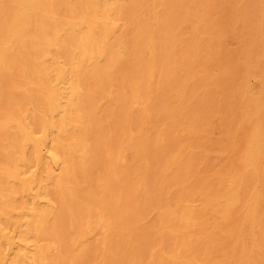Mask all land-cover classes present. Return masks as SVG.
Returning <instances> with one entry per match:
<instances>
[{
	"label": "bare ground",
	"instance_id": "6f19581e",
	"mask_svg": "<svg viewBox=\"0 0 264 264\" xmlns=\"http://www.w3.org/2000/svg\"><path fill=\"white\" fill-rule=\"evenodd\" d=\"M0 264H264V0H0Z\"/></svg>",
	"mask_w": 264,
	"mask_h": 264
},
{
	"label": "rangeland",
	"instance_id": "374dc122",
	"mask_svg": "<svg viewBox=\"0 0 264 264\" xmlns=\"http://www.w3.org/2000/svg\"><path fill=\"white\" fill-rule=\"evenodd\" d=\"M40 25H41V24H40V22L38 21V22L36 23V25L34 26V29H35V28H36V29H39V30H38L39 33L36 32V36H37V35H40V34H41V31H43V30L40 28ZM38 27H39V28H38ZM36 29H35V30H36ZM51 29H53V28L50 27L49 30L51 31ZM54 30H55V29H53L52 31L54 32ZM36 31H37V30H36ZM48 33H49V32L47 31V34H46L47 37L45 36V38L47 39V42H48V43H51V42L55 41V40H53L54 38H52V39L50 38V35H51L52 32H51L50 34H48ZM53 35H55V33H54V34L52 33L51 36H53ZM41 37H42V36H41ZM48 38H50V40H49ZM46 39H45V40H46ZM48 40L51 41V42H49ZM48 43H46V44H48ZM53 43H54V42H53ZM46 44H45V45H46ZM28 45L30 46V44H28ZM230 45H231V44H230ZM30 47H31V46H30ZM30 47H29V48H30ZM30 49H31V48H30ZM70 49H72V48H68V53H69V54L67 55L68 57H69L70 55H72V51H73V49H72V50H70ZM27 50H29V49H27ZM51 52H53V53H51V55H53V56H51V58H53V59L56 58L55 60L50 59V61H51V63H50L51 65H50V67L52 68V71L54 70V73H55V71H56V69H55V68H56V64L58 63V61H59V59H60L62 53L59 52V51H57V50H54V49L51 50ZM65 54H66V53H65ZM65 54H64L63 57L67 59L68 57L65 56ZM54 57H55V58H54ZM57 58H58V59H57ZM53 61H54V62H53ZM11 73H12V72H10L9 74L7 73V74H8V75H7V78L13 76V77H12V78H13V81L15 82V80H16V82H19V83H17V84H16V82H15V85H20L21 83H23L22 79L24 78V76H21L22 74H20V76H19L18 73H21L20 71H18L17 74H15V73H14V74H11ZM14 75H15V76H14ZM16 76L19 77V78L21 77V78L19 79V78H17ZM15 77H16V79H14ZM12 78H9V79H12ZM18 79H19V80H18ZM21 81H22V82H21ZM254 81H255V80H254ZM8 82H9V81H8ZM8 82L6 83V81H5V84H4V87H5V88L7 87V86H5V85H6V84H9ZM73 82H75V79H74V78H73ZM20 89H21V88H20ZM20 89H19V90H20ZM36 89H37V88H36ZM36 89H35V90H36ZM29 106H30L29 104L25 105V103H23L22 108H23L25 111H27L28 108H29ZM26 108H27V109H26ZM221 132H223V131H221ZM221 132H220V133L218 132L217 135H215V136H216V137L221 136V135H220ZM45 151H46V150H45ZM213 155H214V156H213ZM214 158H215V160H216V158H217V153L211 154V159L214 160ZM46 161L50 162V159L47 158ZM4 162H5V161H4ZM4 162H3V164H4ZM35 165H36V164H35ZM35 165H33V170L39 168V167H37V165H36V166H35ZM48 166L51 167V163H49ZM41 168H42V167H41ZM39 171H40V170H39Z\"/></svg>",
	"mask_w": 264,
	"mask_h": 264
}]
</instances>
